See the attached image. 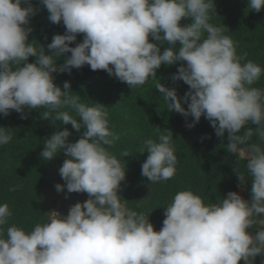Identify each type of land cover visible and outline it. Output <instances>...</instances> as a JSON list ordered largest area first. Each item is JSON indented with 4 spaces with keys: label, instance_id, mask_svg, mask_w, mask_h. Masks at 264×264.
I'll return each mask as SVG.
<instances>
[{
    "label": "clouds",
    "instance_id": "9594fccd",
    "mask_svg": "<svg viewBox=\"0 0 264 264\" xmlns=\"http://www.w3.org/2000/svg\"><path fill=\"white\" fill-rule=\"evenodd\" d=\"M40 3L50 22L62 21L66 29L52 37L47 45L50 54L28 42L32 31L28 25L38 11L31 0H0V114L15 110L26 119V108L42 107V119L70 123L78 132L83 129L75 142H68L69 129L57 130L44 141L40 155L51 160L64 150L59 173L67 191L87 193L89 198L72 205L66 215L47 212V220L31 230L16 224L5 229L12 212L7 203L0 204V264H239L241 260L255 264L257 255L264 256V218L257 219L264 217V89L253 85L264 69L246 60L247 53L237 55L224 28L210 23V13L216 12L214 0ZM248 7L259 12L264 0H249ZM186 18L192 22L182 25ZM77 34H83V40L73 47ZM163 43L170 46L161 51ZM65 53L70 55L57 66L56 60ZM30 56L36 61L28 62ZM181 61L186 63L179 64L172 79L189 85L183 98L160 82L155 88L167 110L194 118L187 127H194L203 115L218 137L227 131V152L246 162L251 198L229 191L206 204L193 191L180 190L165 207L157 231L149 216L129 209L118 194L126 167L105 147L119 137L110 129L104 106L81 102L69 81L63 89L54 83L53 73H70L87 64L133 89L155 79L162 64ZM251 124L258 127H246ZM11 140V132L0 127V145ZM172 140L169 131L158 140L144 141L148 155L141 175L151 183L175 175ZM238 179L247 184L244 175ZM64 188L56 185L58 192ZM257 224L254 232L249 231Z\"/></svg>",
    "mask_w": 264,
    "mask_h": 264
},
{
    "label": "trees",
    "instance_id": "16d2710c",
    "mask_svg": "<svg viewBox=\"0 0 264 264\" xmlns=\"http://www.w3.org/2000/svg\"><path fill=\"white\" fill-rule=\"evenodd\" d=\"M214 2L216 12L210 13V23L224 28V34L236 45L237 55L247 53L246 60H252L264 69V8L259 12L249 9V0ZM31 3L38 11L28 25L32 29L28 42H32L38 50L39 45L43 46L45 52L50 54L52 50L47 45L55 34L65 33V26L62 21L59 24L50 22L49 13L40 0H31ZM191 22V18H186L181 24ZM82 40L83 34H77L71 46H76ZM149 40L154 42L151 35ZM169 46L163 43L161 51ZM69 55L62 54L56 60L57 66L63 64ZM36 59V56H30L28 62H35ZM180 63L186 62L162 64L157 69L155 79L149 78L144 85L133 89L107 71H93L87 64L78 69L73 68L70 73H53L54 83L63 89L64 82L69 81L72 94L79 95L81 102L89 106L96 103L104 106L110 129L119 137L105 147L126 167V178L121 188L126 206L149 216V221L157 231L162 227L165 207L178 191L191 190L200 195L206 204L213 203L236 183L238 175H248L246 162L237 161L235 154L227 152L228 138L225 135L218 137L208 119L202 115L200 121L190 128L187 123L194 119L191 115L185 117L174 110H167L163 96L155 85L160 82L174 88L178 97L183 98L189 85L182 80L172 79ZM253 86L264 89V74ZM183 106L187 108V103ZM25 111L28 113L26 119L21 118V114L15 110L7 116L0 114V127L12 134L8 144L0 145V204L7 203L12 212L5 229L16 224L31 230L36 223L43 222L42 207L52 185V159L44 160L40 155L44 141L64 128L71 133L68 142H75L83 132V129L76 131L70 123L42 119L41 112L45 111L42 107L26 108ZM69 111L75 116V112ZM169 131L173 134L172 143L177 156L176 172L169 180L151 183V188L147 190L151 195L148 201L156 202L159 211L146 214L136 206L139 188L134 183L135 177L141 176V165L148 155L144 141L149 138L158 140L160 134ZM124 152L129 155L123 156ZM13 187L15 191L10 190ZM239 264H244L243 260ZM255 264H264V256L257 255Z\"/></svg>",
    "mask_w": 264,
    "mask_h": 264
},
{
    "label": "rangeland",
    "instance_id": "374dc122",
    "mask_svg": "<svg viewBox=\"0 0 264 264\" xmlns=\"http://www.w3.org/2000/svg\"><path fill=\"white\" fill-rule=\"evenodd\" d=\"M251 127L253 129H256L258 125L251 124L246 125V127ZM243 131V129L241 130ZM224 135L228 138V133L225 131ZM257 138L253 137V140L255 141ZM66 159L64 150H61L55 157L52 158L51 163V179H52V185L48 189L45 197V201L42 207V215H43V222L47 220L49 211H57L61 214L66 215L69 211V208L74 205L77 202H83L87 200L89 197L82 192H72L69 193L66 188V181L62 179L59 169L62 166L64 160ZM247 179V184H241L239 179L236 181V183L230 187L228 190L224 191L222 194V197H225L229 191H236L238 192L244 199L250 200L251 198V186L252 182L249 179L248 175L242 174ZM65 185V188L63 191L58 192L56 190L57 184ZM134 183L136 184L135 187L139 188V194L136 196V206L142 210H144V213H150V212H158V207L155 203H150L149 196L151 195L147 193V190L151 188V182L144 176H137L134 179ZM122 182L121 187L119 189V195H121V200L123 203L126 204V200L124 199L121 188H122ZM135 187H133L135 189ZM146 197V198H145ZM156 205V206H155ZM264 217H258L257 219H261ZM259 225H254L252 229H249V231H255L256 228H258Z\"/></svg>",
    "mask_w": 264,
    "mask_h": 264
}]
</instances>
